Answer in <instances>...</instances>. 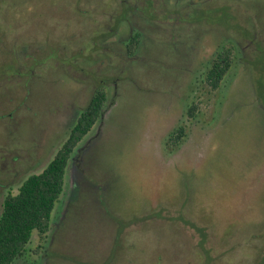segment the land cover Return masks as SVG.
Masks as SVG:
<instances>
[{
    "label": "rangeland",
    "instance_id": "rangeland-1",
    "mask_svg": "<svg viewBox=\"0 0 264 264\" xmlns=\"http://www.w3.org/2000/svg\"><path fill=\"white\" fill-rule=\"evenodd\" d=\"M80 1L88 16L74 11L76 0H6L0 6L2 35L12 39L18 36L14 30L19 31L22 43H18L27 45L30 35L39 40L46 29L56 39H47L43 47L46 54L62 41L68 55L61 58L51 51L53 61L59 63L51 62L50 66L58 65L59 69H50L48 78L33 82L27 110L17 114L23 124L30 119L36 127L26 130L31 123L20 127V146L0 138V144L6 143L0 148V215L8 194L17 195L28 176L41 173L68 137L61 133L57 117L72 116L87 107L96 83L105 79L109 97L106 115L94 129L97 143L81 144L80 153L84 150L87 155L76 154L74 164L70 163L61 198L71 204L67 218L60 229L52 226L46 239L35 233L27 253L15 264H201L203 252L193 249L201 237L180 225L179 217L207 229L208 246L216 259H221L218 264H256L259 243L253 235L264 222V106L259 109L260 100L255 95L254 74L260 69H250L245 60L260 66L264 54H251L241 32L259 30L264 35V0H154L158 22L147 24L137 14L129 19L146 35L136 55L125 56L124 42L131 30L123 24L114 37H99L94 60L83 65L96 73L95 79L86 77L83 82L69 74L68 60L76 58L81 44L89 43L91 33L102 35L106 31L105 16L113 11L104 4L108 0ZM188 3L191 8H219L216 17H224L218 20L220 29H184L181 24L177 29L183 30L173 33L172 25L187 15L185 9L192 10L185 6ZM200 15L193 11L189 16L205 19ZM233 18L235 22H227ZM232 23L238 29L229 35L245 47H241L239 62L214 91L205 81L207 63L219 43L229 38L225 31ZM25 30L30 35L25 36ZM77 34L80 37H72ZM173 34L180 37L174 44L169 41ZM80 59L85 58L80 55ZM72 64L74 68L77 65ZM9 71L10 67L1 66L0 77L11 75ZM258 81L264 84V78ZM194 106L196 113L190 115ZM180 127L186 135L172 146L169 136ZM38 143L42 147L37 148ZM212 145L220 153L210 158L206 177L196 175L185 207L180 189L188 175L179 182L173 176L170 186V164H187L191 156L198 164ZM28 152L32 153L31 164L25 160ZM79 161L89 177L85 180L79 174ZM32 166L17 179L16 173ZM156 169L165 176L161 191L175 199L168 196L158 203L146 198L141 211L129 214L142 189L150 193L145 182L152 185ZM161 191L158 189V194ZM102 198L106 206H101ZM60 204L54 216L61 210ZM156 212L160 219L151 217ZM133 216L136 223L120 227L117 237L114 224L126 225Z\"/></svg>",
    "mask_w": 264,
    "mask_h": 264
},
{
    "label": "trees",
    "instance_id": "trees-1",
    "mask_svg": "<svg viewBox=\"0 0 264 264\" xmlns=\"http://www.w3.org/2000/svg\"><path fill=\"white\" fill-rule=\"evenodd\" d=\"M118 1V4L117 0H108L104 2V4L107 5V9L113 11L112 13L107 12V17L105 16L104 20L106 21V23H108L109 21L111 22L112 19V21H114V26L112 27V29L114 30L108 32L107 34L99 35V37H104V35H106V37H113L114 35H116L117 31L123 24H128L131 31L130 35H128L127 37V40L124 42V50L126 53L125 56H134L139 50L140 45L146 35L143 34V32L139 28H137L136 25L130 22L129 19L131 18V16L137 14L140 18H145L147 24L158 22L157 19L159 18L155 13V3L154 0ZM4 3V1L0 0V6H2ZM77 5H79V3ZM77 5H74V11L78 10ZM185 6L187 8H191V6L193 5L188 3L185 4ZM115 7H117L118 9L116 12ZM210 8L205 9L198 6L197 8H191V11L185 9V13L187 15L181 19H178V23L176 25H172V27H174L173 33L183 30L177 29L181 24H183L184 29L185 27L189 29L195 28L196 26L210 30L216 28L220 29L218 20H222L224 17H222L221 15L220 19H218L216 17V14L218 13L217 11H220L219 8ZM208 10H211V16L208 15ZM193 11H197L199 14L205 15V19L203 18L204 16L202 18L189 16L191 13H193ZM83 13L86 14L88 12L83 11ZM163 19H165V16ZM232 21L235 22L234 18L231 20L228 19L227 22L230 23ZM232 25L233 26H230L229 31H225V34H228L229 38H226L225 41L223 40L222 43H219L218 48L210 57L211 61L207 63L208 66L206 69V74L204 75L205 81L207 85L214 91L220 88L222 82L230 74L231 69L234 68L241 57V47L244 42H241L240 40L234 38L233 35H229L232 30L234 31L235 29H238L237 25H234L233 23ZM255 25L258 30L259 28L257 24ZM241 33L244 36L242 37V39L246 41V46L248 45L247 47H249V51L251 54H264V35L261 34L259 30L250 32L249 30L244 29V31H242ZM178 38L180 37L173 34L169 41L174 44L178 41ZM59 49L60 48L53 50L54 54L56 52L60 53ZM245 61L250 69H255L257 67L260 69L259 73L254 74V77L256 85L255 95L257 97L256 99L260 100L258 101V103L261 104L259 106V109L261 110L262 104L264 106V84H262V82H259L258 80L259 78H264V58L260 61V66L255 65V62L251 59ZM72 63L76 64L74 57L71 60H68L69 68L67 69L69 74L73 75L74 79L81 82L87 80V78L95 79L96 73L92 74L88 70L81 71L79 69V66H76L74 68ZM106 83V79L102 80L98 84L96 83V90L93 93L90 102L88 103L87 107L82 108V110L80 109L81 115L77 121V124L72 129L68 140L61 147V149L58 151L49 165L41 173L28 176L20 186L17 195L9 193L6 197L3 204V211L0 215V264H15L17 260L23 258L28 251V246L30 245L35 233H38L41 239H46L47 235L50 233L53 219L55 217L54 212L56 210L57 204L61 201L63 192L65 190V181L67 174L69 173L70 162L77 152L80 143L92 132V130L95 128V125L101 123V121L104 119L106 110L109 107V97L106 90ZM116 89L117 88H115V90ZM196 110L197 107H192L189 111L190 115H195ZM185 135V129L183 127H180L169 136V142H172V146H177V144L183 140ZM96 143L97 141L95 139H92L91 144L94 146ZM83 153L87 155L84 150L80 154ZM219 153L220 150L212 145L208 147L205 157L198 164H194V162H192L195 158L194 156L190 157L191 161H189L187 164H170L171 167L168 169V172L170 174V177H168L169 185L173 176L175 178L178 177L177 182H179L180 179H182L183 181V176L185 175H188V178L190 177L189 179L187 178L185 180V184L189 186V188L185 189L184 184L180 189V196H182V198L184 199L185 207L188 206L189 196L191 191L193 190V188L190 190V185L193 184V181L196 179V175L202 173L206 177L205 170L206 168H208L207 165L210 163V158L218 157ZM193 164L196 165V168ZM77 167L80 171L79 174L81 178H83L84 180L89 178L80 161L77 164ZM33 168V166L29 167V170L27 169L28 172H25V174L29 173V171ZM153 173L155 177L154 180L151 181L152 185H149L147 182H145V186H149L148 189L150 193H147V191L142 189L141 193L138 194L140 195V197L137 195L134 199V205L131 208L129 214L141 211V205L146 198L150 202H154L153 200L157 199L158 203L162 201L163 198H166L168 196L171 198V200L175 199L174 197L167 195L166 190H163L164 192L161 191V181H163V178L165 177L163 173H160L157 169ZM218 174L220 175V173ZM169 185L167 186L168 189H170ZM10 186L12 187V185ZM158 189L161 191L160 194H158ZM145 192L147 194H144ZM99 202L101 206L107 205V202H105L104 198L100 199ZM129 214L126 215L129 216ZM67 216L65 218H67ZM135 217L136 216H133L130 221L126 223V225L125 223H122L123 225H120L121 223L119 222L117 224H114L117 227L115 232L117 237L120 232V227L127 228L130 223L132 225L136 223L137 219H135ZM151 217L160 219L161 214L156 212ZM179 219L181 222L180 225L183 224L185 226L184 228L188 227L189 229L195 230V232H197L201 237V242H198L193 246V249H195L196 252H203V255L201 253V264H206L207 260H209V264H218L221 259H216L214 253L211 251L212 248H209L208 246L210 241H208L207 229L199 227L192 220L189 221L183 217H179ZM258 227H260L259 229H257L258 233L253 235L254 239H256L259 243L256 250V264H264V222H262L261 225H258Z\"/></svg>",
    "mask_w": 264,
    "mask_h": 264
},
{
    "label": "flooded vegetation",
    "instance_id": "flooded-vegetation-1",
    "mask_svg": "<svg viewBox=\"0 0 264 264\" xmlns=\"http://www.w3.org/2000/svg\"><path fill=\"white\" fill-rule=\"evenodd\" d=\"M2 1L6 2V0H2ZM76 1L78 3L81 2L80 0H76ZM78 3H76V5ZM77 7H78V10H82V11L77 10V12L79 13L80 16H83V15L88 16L89 15V13H86V14L83 13V11H86V10L82 9L81 4L77 5ZM113 22L114 21H112V19H111V23L105 24V27H107V28L105 29L106 31H104L102 33V35L107 34L108 32L114 30V29H112V27L114 26ZM27 23H28V21L26 23H24V25H27ZM10 26H13V25L11 24ZM28 31L25 30V33H26L25 36L30 35ZM14 32H15V35H18V36H14L15 38L11 37L12 39H9L8 37H6L5 34L2 35L0 33V67L1 66H7L8 68L10 67L11 71H9V72H12L11 75H5L4 74L3 76L0 77V110H4V112L2 114L0 113V138H2L1 140L4 139V141L8 140L7 141L8 144H12L14 146H20L21 145L19 143V140H20L19 134L21 132V131H19V130H21L20 127L25 126L27 123H31V121H30V119H27V121L23 124V120H20L18 118L17 114L20 112V110H25L27 108L26 100L28 99L29 94L33 89V87H32L33 82L44 81L45 78H48V76L50 74V72H49L50 69H59L60 66H58V65L50 66L51 62H54L56 64L59 63L56 60L53 61L51 51L55 50L57 48H60L59 54H60V57L63 58V56L64 57L66 56L65 53L67 51V47L61 41V42H58L57 45H54L51 48L50 52L48 51L49 53L46 54V51H44V48H43L44 44L46 47V44L49 41L47 39L53 38V36H51L50 33H48L46 31V29H45V33H47V34L43 33V35L47 37L46 39H43V37H44L43 36L41 39L36 40L35 36L33 37L30 35V37L28 38V42L29 41H31V42L27 45L19 44L21 42L20 37H19V31L14 30ZM82 32L83 31H80V34ZM118 32H119V30L117 31V33ZM91 34H92V36L90 38L89 43L84 42V44H81V46H79L80 50H78V52L75 54L76 55L75 63L79 66V69L81 71L88 70L86 68H83V65L91 64V60H94L93 59V53L95 51H97L99 48V47L97 48V46L99 45V33L98 34L91 33ZM143 34H144V32H143ZM74 36L80 37L79 34L72 35V37H74ZM103 38L105 39L106 35H104ZM107 38H112V37H107ZM53 39H55V38H53ZM96 41H97V45H96ZM95 45H96V47L94 49ZM24 49H25V51H24ZM84 54H86V56H84ZM80 55L83 56L85 59H80ZM90 73L95 74V72H90ZM80 115H81V110H78V112L75 115H73V114H72V116H60L59 115L57 117V119L59 118V120H60V126L59 127H61V129H62L61 133L64 132V134L66 136H68L65 139L64 143L62 144V146L68 140L70 133H71L72 129L75 127V125L77 124V121H78ZM26 117H29V116H26ZM60 118H62V119H60ZM31 124L29 125V127H27V126L25 127L26 130H30L31 128L36 127L35 124H32V126H31ZM50 125L48 127H50ZM97 125H95V128H97ZM48 127H47V129H48ZM94 129L80 143L79 147L81 146V144L82 145L91 144L92 139H93L94 135L96 134V133H94ZM26 133L27 132H22V135H25ZM13 135H16L17 138L15 139V136H13ZM4 141H3V143H5ZM9 141H10V143H9ZM34 142H36V140ZM3 143L0 144V148L2 147ZM27 143L30 144V141L28 140ZM39 144L40 143L37 144L38 145L37 148L42 147L41 145L39 146ZM35 146H36V144H35ZM79 147H78L75 155L76 154L79 155V153H80ZM31 155H32L31 152L27 153L26 159L24 158L25 160H27L26 163L29 162V164H31L30 163L31 159H32ZM75 155H74V157H75ZM74 157L70 162L71 164H74V160H75ZM14 159H17V161H18L19 158L14 157L13 160ZM69 169L71 170V166L69 167ZM28 170H26V171L23 170L22 172H18L15 174V176L18 179L22 175H25V172H28ZM70 170H69V172H70ZM0 185H2V184L0 183ZM60 202H61L60 205L62 206V208L59 211V213L57 214V216L55 215V217L53 219V223H52V226L55 228H57V227L60 228L61 224H63V222L65 221V219H66L65 217L69 213L70 207H71V204H67V202H68L67 198H66V200L60 201ZM65 204H67L68 207H67V205L65 207H63ZM48 246H49V244H48ZM47 248H45V251H44V252H46V254H47V250H48ZM20 259H22V258H20ZM19 260H17L16 263ZM28 264H32V263L28 262Z\"/></svg>",
    "mask_w": 264,
    "mask_h": 264
}]
</instances>
